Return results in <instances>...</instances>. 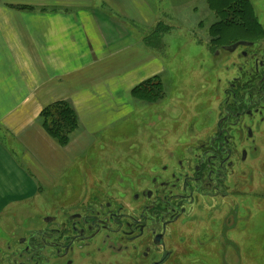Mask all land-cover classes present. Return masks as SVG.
<instances>
[{"label": "flooded vegetation", "instance_id": "af4514ba", "mask_svg": "<svg viewBox=\"0 0 264 264\" xmlns=\"http://www.w3.org/2000/svg\"><path fill=\"white\" fill-rule=\"evenodd\" d=\"M241 41L251 45L226 49ZM212 45L214 68L222 71L215 82L223 89L214 96L218 111L205 126L211 132L185 145L175 143L180 146L175 151L160 149L140 161L139 169L129 168L128 176L123 175L127 184L107 186L93 200L69 203L63 211L33 224L35 228L26 229L18 239V251L11 253L15 260L3 257L0 264H168L180 251L173 246V233L179 244L185 242V234L198 220L208 224L219 252L226 253L232 243L237 247L235 238L241 237L244 225L230 216L231 208L237 214L231 184L239 167L251 169V152L260 149L264 27L252 41ZM222 52L229 57L220 59ZM156 142L157 146L166 143ZM217 213L221 222L213 223Z\"/></svg>", "mask_w": 264, "mask_h": 264}, {"label": "rangeland", "instance_id": "374dc122", "mask_svg": "<svg viewBox=\"0 0 264 264\" xmlns=\"http://www.w3.org/2000/svg\"><path fill=\"white\" fill-rule=\"evenodd\" d=\"M236 1L242 0H168L166 5L162 2L166 9L171 11L177 6L180 11L170 16L166 25L153 27L149 35L150 51L160 60V63L153 61V68L163 69L148 91L155 97L148 100L149 95L140 93L134 100H126L125 105L119 104L113 113L99 114L96 122L75 132L74 138L86 133L87 139L82 141V147L74 143L67 148L69 152L73 147L70 159H66L63 169L53 173L52 184L42 186L37 198L9 209L7 217L0 218V258L8 256V262L15 260L11 253L18 251V239L26 234V229L35 228L33 224L56 214L57 210L63 211L69 203L93 200L107 186L127 184L123 181L129 168L134 165L139 169L140 161L149 159L160 149L175 151L180 149L177 144L185 145L187 140L201 139L211 132L205 126L218 111L214 96L223 89L215 82L216 74L222 71L214 68L216 57L211 49L212 44L222 46L245 36L225 38L224 33L232 35L235 31L218 24L226 9L235 7ZM248 2L251 14L264 27V0ZM226 57L229 56L222 52L219 58ZM160 81L162 91H154L152 86H159ZM257 136L260 149L258 153L251 152V169L239 167L231 184L232 205L237 207V214L231 208L230 216L246 220L241 237L235 238L237 247L232 243L228 254L219 252L217 241H212V232L208 233V224L198 220L185 234V242L179 244V237L173 233V246L180 251L174 253L168 264H264V125L258 128ZM160 140L166 142L164 146L156 145ZM243 171L246 173L238 178ZM216 221L221 222L218 213L213 216V223Z\"/></svg>", "mask_w": 264, "mask_h": 264}, {"label": "crops", "instance_id": "0c3cea01", "mask_svg": "<svg viewBox=\"0 0 264 264\" xmlns=\"http://www.w3.org/2000/svg\"><path fill=\"white\" fill-rule=\"evenodd\" d=\"M154 1L0 0V218L37 198L87 139L60 145L44 126L48 106L70 103L81 130L161 76L149 35L180 10Z\"/></svg>", "mask_w": 264, "mask_h": 264}, {"label": "trees", "instance_id": "16d2710c", "mask_svg": "<svg viewBox=\"0 0 264 264\" xmlns=\"http://www.w3.org/2000/svg\"><path fill=\"white\" fill-rule=\"evenodd\" d=\"M228 7L231 8L230 5ZM218 24L219 26H223L226 30L235 31V34L232 35H226L227 33H224L223 36L225 38L226 36L232 38L234 35L244 34L245 36H240L242 40L252 41L256 36L262 35V28L256 16L251 14V7L248 0H242L241 2L236 1L235 7L229 10L226 9L223 19ZM252 36L254 39H251ZM157 80L158 78L155 77L146 81L144 84L142 83L133 90V97L135 98L139 96L140 93H145V95L150 96L148 100H153L155 96L149 94L148 91L150 86ZM158 85L159 86L152 87H154V91L157 90L160 92L163 86L161 81L158 82ZM77 117L78 115L74 108L67 102H59L50 107L48 106L42 114L45 129L62 146L69 145L74 138L75 132L79 130V118Z\"/></svg>", "mask_w": 264, "mask_h": 264}, {"label": "water", "instance_id": "95a60500", "mask_svg": "<svg viewBox=\"0 0 264 264\" xmlns=\"http://www.w3.org/2000/svg\"><path fill=\"white\" fill-rule=\"evenodd\" d=\"M249 45H251L250 42L241 41V42H238L237 44H235V45H233V46L226 47V49H228V48H229V49L232 48V50H233L234 48H237V47H239V46H249Z\"/></svg>", "mask_w": 264, "mask_h": 264}]
</instances>
